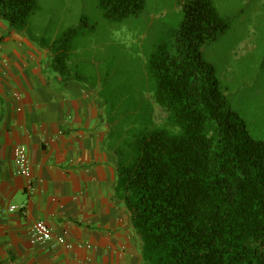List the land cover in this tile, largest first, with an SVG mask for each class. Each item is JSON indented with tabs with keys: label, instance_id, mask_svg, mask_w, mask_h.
<instances>
[{
	"label": "trees",
	"instance_id": "16d2710c",
	"mask_svg": "<svg viewBox=\"0 0 264 264\" xmlns=\"http://www.w3.org/2000/svg\"><path fill=\"white\" fill-rule=\"evenodd\" d=\"M97 1L107 20L119 21L138 15L145 0ZM37 9V0H0V20L48 51L56 78H79L64 44L73 31L33 37L27 27ZM185 18L147 62L163 126H153L150 104L138 105L122 109L138 111L134 127L116 131L115 109L102 99L106 150L116 157L114 198L129 215L141 264H264V140L252 139L226 107L200 52L228 25L212 0H193ZM127 131L133 135L124 140Z\"/></svg>",
	"mask_w": 264,
	"mask_h": 264
},
{
	"label": "crops",
	"instance_id": "0c3cea01",
	"mask_svg": "<svg viewBox=\"0 0 264 264\" xmlns=\"http://www.w3.org/2000/svg\"><path fill=\"white\" fill-rule=\"evenodd\" d=\"M50 66L46 49L0 20V264H141L114 198L99 91L80 78L61 81ZM17 146L27 151L28 177L16 174ZM34 221L65 244L32 246Z\"/></svg>",
	"mask_w": 264,
	"mask_h": 264
},
{
	"label": "rangeland",
	"instance_id": "374dc122",
	"mask_svg": "<svg viewBox=\"0 0 264 264\" xmlns=\"http://www.w3.org/2000/svg\"><path fill=\"white\" fill-rule=\"evenodd\" d=\"M192 1L145 0L138 15L109 21L97 0H37L27 28L33 37L46 39L73 31L64 42L75 64L73 74L113 106L116 131L136 124L132 118L138 111L123 115V108H150L148 104L153 126L161 127L166 114L152 97L147 62L159 44L172 42ZM212 3L228 28L202 46L201 58L212 68L226 107L252 139L264 140V0ZM132 135L127 131L123 139Z\"/></svg>",
	"mask_w": 264,
	"mask_h": 264
},
{
	"label": "built area",
	"instance_id": "2783aa9c",
	"mask_svg": "<svg viewBox=\"0 0 264 264\" xmlns=\"http://www.w3.org/2000/svg\"><path fill=\"white\" fill-rule=\"evenodd\" d=\"M14 163L16 165V174L22 177H28L30 174V163L27 151L23 146H17L13 151ZM16 207H11L10 211H15ZM29 243L32 246H43L47 244L64 245L65 240L62 237H55L51 228L43 221H34L29 229Z\"/></svg>",
	"mask_w": 264,
	"mask_h": 264
}]
</instances>
